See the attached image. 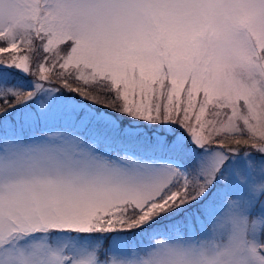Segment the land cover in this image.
<instances>
[{"label": "snow or ice", "instance_id": "snow-or-ice-1", "mask_svg": "<svg viewBox=\"0 0 264 264\" xmlns=\"http://www.w3.org/2000/svg\"><path fill=\"white\" fill-rule=\"evenodd\" d=\"M0 264H264V0H0Z\"/></svg>", "mask_w": 264, "mask_h": 264}, {"label": "rangeland", "instance_id": "rangeland-1", "mask_svg": "<svg viewBox=\"0 0 264 264\" xmlns=\"http://www.w3.org/2000/svg\"><path fill=\"white\" fill-rule=\"evenodd\" d=\"M54 83H55V85L57 86V87H59V82L58 81H54ZM63 95H65V96H75L76 94L75 93H69V92H67V91H63V93H62ZM78 100L80 99V97H76ZM106 111H107V109H105ZM131 258V257H130Z\"/></svg>", "mask_w": 264, "mask_h": 264}]
</instances>
